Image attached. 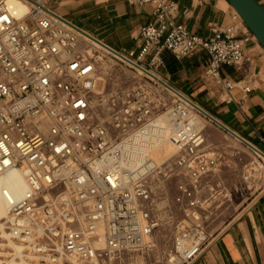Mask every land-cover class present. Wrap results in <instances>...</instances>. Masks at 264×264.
Wrapping results in <instances>:
<instances>
[{
	"label": "built area",
	"instance_id": "built-area-1",
	"mask_svg": "<svg viewBox=\"0 0 264 264\" xmlns=\"http://www.w3.org/2000/svg\"><path fill=\"white\" fill-rule=\"evenodd\" d=\"M22 1L25 15L0 0V177L15 170L26 186L20 196L4 190L0 250L19 264H192L216 237L206 225L213 203L232 194L217 176L222 155L196 119L215 122L158 70L166 50L177 60L203 50L205 81L233 101V90L253 89L247 46L256 37L234 13L204 37L176 21L175 0H127L151 4L155 18L140 28L138 51H118L50 0ZM109 57L131 70L133 85L99 91L100 63ZM165 113L176 154L164 168L149 156L131 166L134 138Z\"/></svg>",
	"mask_w": 264,
	"mask_h": 264
},
{
	"label": "crops",
	"instance_id": "crops-1",
	"mask_svg": "<svg viewBox=\"0 0 264 264\" xmlns=\"http://www.w3.org/2000/svg\"><path fill=\"white\" fill-rule=\"evenodd\" d=\"M175 1L179 4L176 21L204 37L212 35L214 26L230 23L231 11L236 14L228 0H205L203 3L197 0ZM257 1L264 6V0ZM50 5L118 51H138L140 28L155 18L151 4L140 6L127 0H50ZM247 51L250 57L248 74L253 89L249 93L240 88L233 90L234 100L230 102L225 92L213 90L205 81L203 72L208 55L203 50L181 60L166 50L163 53L164 65L158 73L175 88L191 95L203 110L238 134L240 137H235L218 126L244 150L256 154L249 142L264 153V78L261 76L264 74V49L253 40ZM224 73L236 81L242 78L233 68H224ZM214 135L211 128H206L207 141L212 142ZM212 145L215 151H220ZM261 163L264 164V159ZM217 176L225 182L232 196L249 193L235 186L233 178L227 176L221 167ZM192 264H264V188L238 210L236 217Z\"/></svg>",
	"mask_w": 264,
	"mask_h": 264
},
{
	"label": "rangeland",
	"instance_id": "rangeland-1",
	"mask_svg": "<svg viewBox=\"0 0 264 264\" xmlns=\"http://www.w3.org/2000/svg\"><path fill=\"white\" fill-rule=\"evenodd\" d=\"M58 11L62 13L60 9H58ZM232 14L233 12L231 11V20L229 22L233 21ZM103 61H105V59ZM105 62L109 66V75L106 74L107 71L104 72L102 69L100 70V76L105 77V75H107L106 80H101L99 83L100 92L107 93L121 86L133 85L134 78L130 69L118 63L115 59L112 60L110 57L106 59ZM261 76L264 78L263 73ZM202 122L206 125V128H211L214 131L215 135L213 140L212 142L208 141V143H213L220 150L219 152L222 155L220 167L222 171L225 172L227 176L233 178L235 186L243 189L244 192H249L244 196H231L228 201H217L213 203L211 213L206 219V225L212 234L217 235L236 217L238 210L241 209L244 204L248 203L258 191L264 188V166L262 167L261 158L256 154L244 150L240 144L236 143L229 135L221 131L211 120L204 118ZM176 182L177 178L173 177L170 185L171 195L175 194ZM2 222H5V219H3ZM3 236V233L0 232V243H5ZM3 248L4 249L0 251L7 257L8 255L5 253L10 250H8L7 247ZM8 257L4 259L9 261L10 258Z\"/></svg>",
	"mask_w": 264,
	"mask_h": 264
},
{
	"label": "bare ground",
	"instance_id": "bare-ground-1",
	"mask_svg": "<svg viewBox=\"0 0 264 264\" xmlns=\"http://www.w3.org/2000/svg\"><path fill=\"white\" fill-rule=\"evenodd\" d=\"M10 3L14 6L20 15H25L29 12L30 6L22 0H10ZM233 10L236 12L234 7L231 5ZM238 15V13L236 12ZM240 19L241 17L238 16ZM96 47L99 48L102 54L107 53V48L100 42L92 39ZM102 58L100 66L101 69L109 75V66L106 64ZM100 76L99 79L106 80V76ZM202 108V107H201ZM203 110V109H202ZM204 112H207L203 110ZM208 113V112H207ZM197 125H202V119L198 117L196 119ZM174 132L172 120L165 113L155 118L151 127L147 130L144 135H140L134 138L132 145L129 148V158L131 166L139 164L146 156H149L154 160L158 167H163V165L171 160L177 152V146L172 142L171 136ZM264 164L262 165V167ZM25 182L22 175L13 170L0 177V232L3 233V238L7 236L6 223L2 222L3 219L9 215L8 205L5 199L4 190L12 192L15 196H20L25 191ZM10 247L16 248L12 242L9 243ZM7 264H19L15 259L7 261Z\"/></svg>",
	"mask_w": 264,
	"mask_h": 264
},
{
	"label": "water",
	"instance_id": "water-1",
	"mask_svg": "<svg viewBox=\"0 0 264 264\" xmlns=\"http://www.w3.org/2000/svg\"><path fill=\"white\" fill-rule=\"evenodd\" d=\"M229 3L234 7L238 15L241 17L242 21L246 24L248 29L254 34L259 44L264 49V6L260 4L257 0H228ZM106 47L108 45L104 44ZM207 116H209L215 123L223 127L229 133L234 135L235 137H240L234 131L226 127L215 117L210 115L207 112H204ZM252 149L260 152L262 155L264 153L259 150L254 145L247 142Z\"/></svg>",
	"mask_w": 264,
	"mask_h": 264
}]
</instances>
